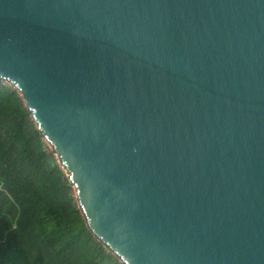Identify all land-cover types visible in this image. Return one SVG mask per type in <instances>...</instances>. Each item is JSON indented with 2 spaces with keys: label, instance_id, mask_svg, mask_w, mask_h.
I'll return each mask as SVG.
<instances>
[{
  "label": "water",
  "instance_id": "1",
  "mask_svg": "<svg viewBox=\"0 0 264 264\" xmlns=\"http://www.w3.org/2000/svg\"><path fill=\"white\" fill-rule=\"evenodd\" d=\"M17 89L124 264H264V0H0Z\"/></svg>",
  "mask_w": 264,
  "mask_h": 264
},
{
  "label": "trees",
  "instance_id": "2",
  "mask_svg": "<svg viewBox=\"0 0 264 264\" xmlns=\"http://www.w3.org/2000/svg\"><path fill=\"white\" fill-rule=\"evenodd\" d=\"M0 264H124L88 228L65 169L1 80Z\"/></svg>",
  "mask_w": 264,
  "mask_h": 264
},
{
  "label": "rangeland",
  "instance_id": "3",
  "mask_svg": "<svg viewBox=\"0 0 264 264\" xmlns=\"http://www.w3.org/2000/svg\"><path fill=\"white\" fill-rule=\"evenodd\" d=\"M4 82V81H3ZM9 84V83H8ZM10 85V84H9ZM12 86V85H11ZM51 148V147H50Z\"/></svg>",
  "mask_w": 264,
  "mask_h": 264
}]
</instances>
